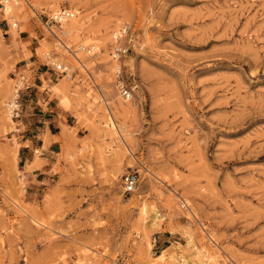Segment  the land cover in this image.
<instances>
[{
  "label": "rangeland",
  "instance_id": "1",
  "mask_svg": "<svg viewBox=\"0 0 264 264\" xmlns=\"http://www.w3.org/2000/svg\"><path fill=\"white\" fill-rule=\"evenodd\" d=\"M3 4L0 264H264V0H17L15 30ZM62 9L78 24L67 36ZM19 54L35 55L49 78L39 91L70 113L59 132L22 131L34 79ZM104 100L132 104L117 132ZM19 135L34 160L50 154L40 183Z\"/></svg>",
  "mask_w": 264,
  "mask_h": 264
},
{
  "label": "crops",
  "instance_id": "2",
  "mask_svg": "<svg viewBox=\"0 0 264 264\" xmlns=\"http://www.w3.org/2000/svg\"><path fill=\"white\" fill-rule=\"evenodd\" d=\"M33 40L29 39L23 42L24 44L30 45ZM28 56V59L25 60L24 56ZM18 57L21 59L19 63V67L22 71L29 70L34 81L31 83V86L26 88L25 92L22 93V107H23V116L20 120V124L22 125V131L25 133L31 132L35 129H38L41 123L45 124L47 128L50 130V134L52 135L53 129H57L58 132L60 130V126H66L67 120L70 118V113L68 110H63L60 108L58 102L56 100L49 99V93L44 91H39L43 82L49 80L47 78V72L44 71L40 66L37 67L36 57L34 54H19ZM34 63V66L29 67L28 64ZM27 117V118H26ZM57 132V134H58ZM22 139L21 146L18 150V153L25 154V160L29 162L28 167L31 169L32 167L39 168L32 171V173L28 176V178L32 177L37 183H40L39 178L41 175L46 173V167L49 165L50 154L48 156H41L37 160H34L33 157V141L28 139L30 135L18 136ZM42 150V149H41ZM23 152V153H21ZM32 179V180H33Z\"/></svg>",
  "mask_w": 264,
  "mask_h": 264
},
{
  "label": "bare ground",
  "instance_id": "3",
  "mask_svg": "<svg viewBox=\"0 0 264 264\" xmlns=\"http://www.w3.org/2000/svg\"><path fill=\"white\" fill-rule=\"evenodd\" d=\"M3 6H2V11L4 10V14H5V16L7 17V20L9 21H12V19H13V17H17V9H14L13 7H11V5H17V0H3ZM56 14H58V11H55L54 12V14L52 15L53 16V18H56L57 19V16H56ZM69 17L68 18H70L71 17V13L69 12ZM68 18H66V19H62V18H60L59 20L57 19V21H59L60 22V26L56 29V30H59L58 31V35H63V36H67L68 34H71V33H74V32H76V28L78 27L77 25V21H76V23H74V22H72V21H70V19H68ZM69 21H68V20ZM11 26L13 27V30H15L16 29V27H17V25L12 21L11 22ZM78 29V28H77ZM111 29V28H110ZM126 30H127V27H123L121 30H120V32H119V34L117 35H114V40H118V39H120L122 36H124L126 33ZM16 33L17 32H14V35H16ZM61 37V36H60ZM56 38H57V40H58V42H59V44L57 45V48L58 49H60V48H65V49H67L66 47H65V45L61 42V40L56 36ZM116 46H118V45H116ZM115 46V47H116ZM114 47V48H115ZM90 50H94V49H90ZM88 52V51H87ZM71 56H72V58H73V60L74 61H76L78 64H80L81 62H80V56L79 55H74V54H71ZM111 60H113V62H112V64L110 65V66H114V64L116 63V62H118L119 61V58H112V54H111ZM109 64V63H108ZM107 64V65H108ZM82 66V65H81ZM55 67L57 68V69H59V70H62V71H65L66 73H67V70H68V68L65 66V65H63V64H55ZM119 68H120V65H118L117 64V66H115V70H113V73H117L118 72V70H119ZM112 83H114V80L112 81H110V82H108L107 84L108 85H111ZM8 85V84H7ZM8 86H10V84L8 85ZM8 89V88H7ZM10 90V89H9ZM9 90H7V93H9L10 91ZM18 91H16V90H14V92L13 93H11V98L9 99V105H8V107H9V118H8V120L9 121H11V114H12V112H13V108H15L16 107V104H15V102H14V99H15V97H17L18 96ZM17 95V96H16ZM7 97V96H6ZM104 98H105V95H104ZM124 101H128V100H124ZM104 105H105V107H106V110L108 111V127H109V129L113 132V131H115V132H117L118 131V126L116 125V123H115V119H114V115H117V116H122V117H124V116H126V115H128L129 113H131V110H132V104L131 103H125V102H122L121 101V103H119V105H117V106H112V108H109L108 107V103L104 100V103H103ZM14 112H16V110H14ZM14 116V115H13ZM12 116V117H13ZM15 116H16V114H15ZM12 122V121H11ZM114 133V132H113ZM39 151L38 150H35V154H37ZM122 188V187H121ZM136 190V189H135ZM23 191V190H22ZM122 192H123V190H122ZM135 192V191H134ZM133 192V193H134ZM132 194V193H131ZM191 211V210H190ZM33 212V211H32ZM35 215V214H34ZM159 218H160V216L157 214V213H154V222H155V220H159ZM162 256H159L157 259H160ZM189 262V261H188Z\"/></svg>",
  "mask_w": 264,
  "mask_h": 264
},
{
  "label": "built area",
  "instance_id": "4",
  "mask_svg": "<svg viewBox=\"0 0 264 264\" xmlns=\"http://www.w3.org/2000/svg\"><path fill=\"white\" fill-rule=\"evenodd\" d=\"M56 16H57V19L59 20L60 18L66 19L70 15H69V12L67 10L62 9V10L58 11V14H56ZM57 19L54 18V20L57 23H60L59 21H57ZM125 51L126 50H125L123 45L116 46L112 50V58L121 57L122 55H124ZM119 74H120V69L118 70L116 75H119ZM118 89H119L120 96L124 100H127L131 97L132 87H130L129 85H124L123 83L119 82ZM137 184H138V175L135 172L126 173L121 178L122 190H123V193L126 195L133 193L135 191V189L137 188Z\"/></svg>",
  "mask_w": 264,
  "mask_h": 264
}]
</instances>
